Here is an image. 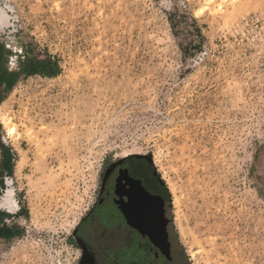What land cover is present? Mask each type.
<instances>
[{"label":"rangeland","instance_id":"obj_1","mask_svg":"<svg viewBox=\"0 0 264 264\" xmlns=\"http://www.w3.org/2000/svg\"><path fill=\"white\" fill-rule=\"evenodd\" d=\"M0 43L9 71L60 66L1 91L0 206L11 182L20 235L0 264H82L76 233L134 156L187 264H264V0H0Z\"/></svg>","mask_w":264,"mask_h":264},{"label":"flooded vegetation","instance_id":"obj_2","mask_svg":"<svg viewBox=\"0 0 264 264\" xmlns=\"http://www.w3.org/2000/svg\"><path fill=\"white\" fill-rule=\"evenodd\" d=\"M170 209L151 160L134 156L110 165L99 201L76 233L82 264H187Z\"/></svg>","mask_w":264,"mask_h":264},{"label":"trees","instance_id":"obj_3","mask_svg":"<svg viewBox=\"0 0 264 264\" xmlns=\"http://www.w3.org/2000/svg\"><path fill=\"white\" fill-rule=\"evenodd\" d=\"M187 16H182L179 20L176 19V15H171L170 21L171 23H178L185 21L188 23ZM199 43H201L204 39L201 34L200 29L197 30ZM197 46V45H196ZM5 47L0 43V102L4 100V97L1 93H7L12 91L17 85L19 79L23 76H34L40 75L44 77H54L58 74L60 70L59 62L53 60L51 57L47 56L46 58L40 59H29L27 61H19L18 67L14 71H9L4 68V58H5ZM189 53H185L187 55ZM0 149L3 152V172L7 174L12 173L13 171V157L11 155V151L8 147L4 145H0ZM3 185V183L1 182ZM13 216L6 211H3L0 208V239L1 240H12L20 235V227L16 225H10L6 222V220L11 219Z\"/></svg>","mask_w":264,"mask_h":264},{"label":"bare ground","instance_id":"obj_4","mask_svg":"<svg viewBox=\"0 0 264 264\" xmlns=\"http://www.w3.org/2000/svg\"><path fill=\"white\" fill-rule=\"evenodd\" d=\"M10 134L14 133V129L9 130ZM5 199L1 203V208L4 209L5 211L11 213L12 212V206L14 205V189L11 188V182L8 183V189L5 191ZM9 203V204H8Z\"/></svg>","mask_w":264,"mask_h":264},{"label":"crops","instance_id":"obj_5","mask_svg":"<svg viewBox=\"0 0 264 264\" xmlns=\"http://www.w3.org/2000/svg\"><path fill=\"white\" fill-rule=\"evenodd\" d=\"M1 208V207H0ZM2 209V208H1ZM3 211H5L4 209H2ZM7 212V211H6ZM7 213H9V212H7ZM11 214V213H10ZM12 215V214H11ZM13 216V215H12ZM13 219V217L11 218V219H9V220H6V222L8 223V224H10L9 222L11 221Z\"/></svg>","mask_w":264,"mask_h":264}]
</instances>
